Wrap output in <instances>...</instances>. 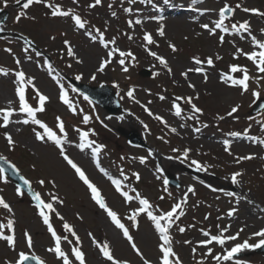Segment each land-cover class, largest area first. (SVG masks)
Segmentation results:
<instances>
[{
    "label": "snow or ice",
    "instance_id": "1",
    "mask_svg": "<svg viewBox=\"0 0 264 264\" xmlns=\"http://www.w3.org/2000/svg\"><path fill=\"white\" fill-rule=\"evenodd\" d=\"M4 6L7 7L8 0H3ZM15 4L21 7V11L17 14L15 17L16 21L18 22L21 18L27 17V9L30 8L33 4H43L47 9H49V13L51 17H64V18H70L74 26L78 30H85V35L93 42H99L103 47L106 49H109L108 51V57L109 59H105L101 62L99 66V71L103 72L106 65L111 63V57H113L115 54H119V64L122 66V70L127 72L128 67L126 65V60L131 59L132 61L135 60V57L131 51H122L118 47H115L116 45V38L113 37L111 39H106L105 37V31H101L99 28H96L95 26H91V29L89 30V22L82 18V16L76 12L75 10L69 8L64 9L60 4L54 3V0H24L22 3V0H14ZM79 0H73L74 4H78ZM102 0H93L92 3L88 5L89 8H94L97 5H100ZM130 3H135V0H129ZM142 2L145 3H151L152 0H142ZM193 5H196L197 3L202 2V0H191ZM164 3H169V0H164ZM111 7V5H110ZM237 9H240L244 11L245 13H253L255 15H258L260 17H264V12L260 11L256 8H246L242 7L241 4L237 3L234 7L229 5L227 2L224 3V6L218 10V19L212 21V26H210L209 23H203L201 24V27L209 32L210 35H215L217 30H220L222 33L219 37L220 42L223 43L225 36L224 34H237L240 36L241 39L245 38V34L250 39V43L252 46L251 51H244L242 48L236 47V52L233 54L234 59H238L241 55L246 57L248 61H250L253 66L256 68L257 75L253 77L250 74V70L247 66L239 65V64H232L229 65V71L220 73V80L222 83L227 85L228 87L233 88H239L241 95H243L245 92L249 91L250 88V82H255L258 86L262 80H264V41L257 38L256 35L252 33L251 24L250 21L244 20L242 22L237 21L234 23L226 24V21H229L235 11ZM200 15H203L204 13L211 11L210 9H195ZM127 12H131L132 9L128 8L125 9ZM113 16L116 15L115 12L112 13ZM151 19H158L163 20L162 16L159 17H151ZM143 21L140 19L135 20L134 22L132 20L128 21L129 27H133L134 24L139 25L142 24ZM165 26L163 23L160 24V27L157 29V33L159 36L163 37L165 36ZM4 29L0 27V32H3ZM261 34H264V29L260 30ZM125 35H128V39L131 40L133 37L130 34L125 33ZM23 38V37H21ZM25 41V44L27 47L24 48V51L27 53L29 49L32 48L33 42L27 38H23ZM54 39V37H53ZM143 40L145 42V48L149 51V54L154 57L161 66H163L169 74L172 73V69L169 67L167 60L163 56H159L156 52L151 51L148 49V45L155 44V40L153 39V36L151 33L145 31ZM65 45H67V54L69 56H75V52L70 44L69 41H64ZM233 44L235 46V42L233 41ZM112 45L111 48L109 46ZM169 46L172 48L173 51H176V47L174 44H169ZM7 51L11 52V49H7ZM37 56L42 55L39 52H36ZM216 59H221V57L217 56ZM80 62V61H78ZM193 62L197 67L190 68L181 73L182 76L187 79L189 72H196V73H204V79L205 82H207V73L205 72L204 68L200 65L207 63L209 66L214 65V61L212 57H208L205 60H201L199 57H193ZM45 63H47V60H45ZM16 64H20V60H16ZM70 67V65H69ZM49 72L51 73L52 67L49 64L48 65ZM9 69H6L4 67H0V75L7 76L9 74ZM159 73H154V75H158ZM15 94L18 98V108L12 107V101L8 102V107L0 108V128H8L10 124L17 123V124H24V125H34L36 127L33 128V132L35 134V138L38 141L41 142H53L56 146L59 148V152L61 157L66 161V163L74 170L77 177L87 186V188L90 190L92 199L95 201V203L103 209L108 217L110 218L111 222L115 225L116 228L120 229L122 231V234L127 240L130 242V246L132 249L136 252L138 256H140L141 260L143 261V264H152L151 261H149L147 258H145L143 252L141 249L137 246V244L134 242L133 236L130 234V228L127 227L123 222L121 217L118 215L116 211H114L111 207H109L108 203L106 202L105 197L102 195L101 190L97 187L95 183L92 182V180L88 177L85 170L79 166L66 152L65 150V143L67 142V132H66V125L65 121L57 116L56 117V128L58 129L59 133L57 131H54L52 127H50L46 122L42 121L38 118L37 114L42 113L45 111V104L49 100V97L42 94L38 88H36L34 83V77L26 76V73L21 68L20 70L15 71ZM95 79V76L92 77ZM56 80V83L58 84L60 88V100L67 105V107L73 112V114L77 113V107L74 104V102L69 98L68 91L65 89L64 84L61 83L60 78L54 77ZM77 80L81 79V76L76 77ZM29 86H31L32 91L34 92V96L32 97L33 100L36 101L37 106H33L32 103L29 102V97L27 96V91L29 89ZM189 87L195 89V85L191 84L189 82ZM73 91H76V89H73ZM134 91L135 89H130L127 92V96L129 98L134 99ZM253 96L256 99L260 98V93L258 91L253 90ZM161 100L165 99V96L161 95L159 97ZM85 100H88L89 98L87 96L84 97ZM194 99H199V94H197L196 97H176L173 100V109L174 114L177 117H181L184 109L182 108L180 103H177V101H184L186 104L190 105V114L187 115V119H194L198 120L199 117L197 114H202L203 110L198 107L195 103H193ZM239 105H235L231 108L229 112H227L228 117H233L235 113L239 110ZM82 111V110H81ZM145 111L148 112L149 115H154L146 106ZM23 115V119L13 120L12 117L14 115ZM224 116H218L217 119L223 120ZM91 117L87 114L83 115L82 123L87 125L90 121ZM155 119L160 120L162 123H164L167 126V121L163 119V117L159 115H155ZM238 119V117H237ZM183 126V125H182ZM145 128H147V125H145ZM39 129V130H38ZM172 132H176L175 128L170 129ZM197 132L200 131L199 128L195 129ZM76 131L79 134V144L77 147L80 150H84L86 148L91 149L93 156H97L101 150L105 147L103 144H97L96 141L90 139V134L94 135L95 132L93 129L83 130L80 128H76ZM245 135L247 134V130H245ZM5 138L7 140V143L10 147H14L16 141L13 139V136L5 132L4 133ZM231 136H240L241 133L233 132L230 133ZM253 140V142H259L260 144L264 145V139H259L257 137H249ZM225 145V150L229 151L230 153V146L231 141L230 140H224L223 141ZM173 151H177V149H173ZM190 152V149L184 150V157L187 158L188 153ZM149 154L151 155V150L149 151ZM254 155L249 154L246 156H240L236 158V162L239 163L243 160H250L253 159ZM145 157H140V162H145ZM0 160L6 161V158L3 156H0ZM99 163V161H97ZM191 165H195L197 170H202L203 165H201L198 161L192 160ZM13 173H18V169L15 165H10ZM7 169L4 167V164H0V181L7 183L8 177L5 175ZM100 171L103 172L106 176H108V173L105 169L100 168ZM120 175L123 177L124 180H127L128 177L124 174L123 168L120 170ZM135 178L137 180L140 179V176L138 173H134ZM242 176V172H234L231 176V181L233 184L239 183L238 177ZM109 180L114 185L116 191L120 193V195L124 198V200L127 203H131L132 201H138L139 206L137 208H134L131 210L130 214L126 217L128 221L131 222L132 227H138V218L143 214L146 215L149 221L152 223L154 227V231L158 234V239L160 243L158 244V249L161 253V256L159 257V264H182V261L180 260L179 255L174 251L173 247V236L171 234V230L173 227H177L178 231L180 233L185 232V228L178 225V221L180 218L185 215L184 211V205L187 203V193H194L195 189L191 186L188 187L187 193H185L184 197L178 201L177 203L173 204L170 208V210H163L159 207V205H153L148 198L143 197L139 192H137L135 189H130L132 192L135 193V195H130L129 191L124 190L125 187H128L127 185L123 184L121 179H114L111 176H108ZM21 180L24 181V184L28 186V190L31 193V198L35 202L36 208L39 210L38 214L41 216L43 223L48 227V231L50 232L54 244L52 247H49L47 249L48 252L53 253L57 259L62 261V264H74L75 262H78V264H86L85 259V253L81 250L80 239L79 236L76 234L74 228L72 225L67 223L66 221L63 223V230L67 233H69L72 237H75V245L71 248V255L74 257V261L70 259L69 254L66 253L62 248V242L67 241L69 244H73V241L68 239L67 235H59L56 231V229L53 227L51 216L54 214L56 217H58L60 220H63V216L60 215V213L57 211L55 204L60 203L62 204L63 201L60 200V198L55 194H49V200L45 201L42 198V195L40 192H36L32 190L30 182L24 177H20ZM39 183L43 185L45 183L44 180H40ZM54 183V182H53ZM165 184H167V180H165ZM166 190V189H165ZM214 191L216 189H213ZM18 195H23L22 189L20 186H17L16 188ZM228 196H237V193L235 192H228L226 193ZM160 199H164V197H160ZM244 199H247V197H244ZM0 207H2L4 210H6L11 218L7 219L6 223L0 222V240H3L9 245L12 249H15L17 246V239L15 234V219H14V210L11 207L10 203H8L2 195H0ZM236 212V209L233 208L228 212L229 216H232ZM207 219V217H205ZM219 227V226H218ZM230 228L229 226L224 227L223 229L219 230L218 234H211L209 231H205L201 229L202 234L206 237V239L201 240L198 242V246L206 247L207 253L205 256H211L213 260H216L219 264L220 260L223 261H229L232 260L235 256H237L239 253L243 252L244 250L248 249H255L264 247V228L260 229L257 232L252 233V235L245 239L241 243H235L230 249H225L224 253L221 254H215L213 255V248L209 247V245H212L213 243L220 245L222 248L228 243L232 241H236L239 239L240 233L244 230L241 228L238 230L235 234L232 235H226ZM5 229L8 230V234H5ZM91 236L92 234L89 233ZM253 237L259 238L255 244L249 243V240ZM24 238L27 244V247L29 249L33 248V238L31 234L27 230L24 231ZM93 243L96 245V247L99 249L100 253L109 261L111 264H130L127 260H118L116 259L113 254L112 250L110 248V245L108 242H101L98 241L95 237H93ZM185 244H190L191 241H184ZM197 251L196 248L192 249L193 254H195ZM30 261H34L35 264H47V261L42 259L41 257L35 255L34 253L28 254L24 251H20L18 253V259L15 261V264H29ZM8 264H12L11 261L8 262ZM197 264H204L203 258L197 262ZM236 264H246V262L243 261H236Z\"/></svg>",
    "mask_w": 264,
    "mask_h": 264
},
{
    "label": "rangeland",
    "instance_id": "2",
    "mask_svg": "<svg viewBox=\"0 0 264 264\" xmlns=\"http://www.w3.org/2000/svg\"><path fill=\"white\" fill-rule=\"evenodd\" d=\"M162 2V0H159ZM174 3L183 5L186 4L189 0H172ZM93 2V0H84L83 2L79 0L78 4H74L73 0H71L70 6L73 8L79 9L82 13L86 15V17L92 21L95 25H100L102 27H110L111 29L118 28L120 32H122V21L125 18L123 15V10L119 7L120 3L119 0L114 2L112 4H109L107 0H102L100 5H97L94 8H89L88 5ZM227 2L228 4L236 5L237 3L241 4L242 7L246 8H256L260 11L264 12V0H216L214 2L208 3L209 5L213 6H220ZM119 4V5H118ZM111 5V7H110ZM124 7L131 6L129 2H125L123 4ZM98 9H101L102 12H98ZM142 10H145L146 14H143L142 24L137 25L138 28L137 33L134 34L136 39H134L133 44L135 46H138V54H142L141 50H146L145 48V42L143 40V36L145 31H150L153 39H160L161 36L158 35L157 29L160 27L159 22H153L146 20V17L149 15V11L147 8H142ZM21 11L20 9L12 8V13L10 16V20L8 24H0V27L4 29L3 32H0V43L4 44L7 40L12 41L10 45H15L17 49H11L12 51H6V59L10 60L11 62L15 63L17 59L22 61L29 53L25 52L24 49L20 46L23 44V41L21 38H14L13 28L20 23V29L36 38V40L39 42L42 46L49 47V50H52V53H59L60 47H62V42L64 40L63 37H60V34H58L59 28H65L67 30L68 25L72 24V21L70 18H66L65 21H59V20H51L48 19L46 16L42 17V11H39L37 14V17H39V20L37 23L33 22L32 20L25 21L26 24L29 25V28L23 27V20L29 18L33 15V10L27 9V17L21 18L18 22L16 21L15 17L17 14ZM115 12L116 15L113 16L112 13ZM182 15L176 16L170 23L165 25V38L163 41V44L160 49H157L156 51H159L157 54L159 56H163L167 62L169 67H175V72L177 75H179V72H184V69L187 68L189 65V61L187 59H190L193 61V58L189 55L194 54H201L206 53L209 54L213 60L214 64H216L217 67L214 68L216 71H223L228 72L229 71V65H232V61H234L233 54L236 52V47L242 48L244 51L248 52L252 50V47H248L247 43L251 45L250 39L245 36L244 39H241L240 36H234L233 38L224 39V41H230V42H224L222 44L220 43V39L213 35H209L206 37V34H201V37L199 38V34L203 31L201 24L203 23H211L216 18H214L211 14L205 15V16H198L197 14L190 13L188 11H182ZM29 16V17H28ZM236 20H254V27L251 26L252 33L257 36L259 39L261 37L257 34L260 32V29L264 27V17H260L258 15H255L253 13H245L244 11L237 9L236 14ZM212 25V23H211ZM42 26V28L40 27ZM203 35V36H202ZM53 37H57L56 39ZM199 38V40H198ZM69 39V38H67ZM233 41L235 42V46L233 44ZM174 44L176 47V51H173L172 48L169 46V44ZM202 43L205 45L203 48H208L209 50H203L202 49ZM120 45H125L123 41H121ZM149 47V46H147ZM163 48V49H162ZM2 52H0V61L1 60ZM35 55V54H34ZM219 56L221 59H216V57ZM194 57H200L201 56H194ZM111 57L110 59H112ZM239 58H242L241 56ZM73 59V66L72 69L75 72H79V76H81V80L88 82L90 84H99L107 82L109 77H111L110 71L113 75V77L117 79H123L125 80L127 76L132 74L135 71V65L133 62L130 63V67L127 71L122 70V67H119L115 61L111 63V65H106L103 72L99 71V66L102 61L105 59H109L108 57V50L102 46L98 42L93 41H87V44L84 43L82 46L78 48L76 51L75 56ZM217 60L226 65V67H220L217 64ZM80 61V62H78ZM143 64H147L151 66L154 70H161L164 74H169L167 70L159 64V62L152 57L150 54L146 55V60L142 61ZM194 63V62H193ZM251 63V62H250ZM203 65V64H202ZM200 65V66H202ZM254 70L256 68L251 63ZM194 67H197V65L194 64ZM203 67V66H202ZM25 68L27 71L26 73H32L34 66L30 63L25 64ZM179 69V70H178ZM209 70H211L210 67H208ZM213 69V68H212ZM183 70V71H180ZM40 72V77L42 80H39L38 83L45 88L47 91L50 92L53 96L56 95L52 91V87L50 84L45 80L46 77L48 78V73L46 70H42ZM39 75V74H38ZM95 76V79L92 77ZM159 77V80L155 78V82L162 81L164 78V75H157ZM198 77V81H205L204 75H196ZM45 78V79H44ZM218 81L220 80V75L217 76ZM147 82H150L148 80H144ZM46 85H45V84ZM142 83V82H141ZM8 84L7 81L0 83V88L4 89L0 92H3L6 90V85ZM210 90L213 91V96H210L209 94L205 93V100L206 103L210 107H215L216 110H218L219 114L218 116H222L221 113L226 112L231 105L236 104L237 102L241 101L240 95L238 93L240 92L239 88H233L228 87L222 82H216L212 81L210 85H208ZM207 87V85H206ZM1 90V89H0ZM8 92L11 96V98L14 97V94L10 90V87L5 91ZM126 96V99L124 100V108L127 110L128 116H114V117H107L106 120L110 121L114 120L113 124L114 126H117L119 124L115 120H122V125L124 126H134L137 127L138 131L141 132H148L150 130L152 134H156L160 132V128L165 126L164 123H161L158 125H161L160 128L155 127L154 124H149L150 121L147 118H142L140 115L136 116V112L134 111L132 103L130 102L127 91L124 93ZM10 96L7 94V100H9ZM155 97H151L152 102L155 103L156 107L162 108L163 103L162 102H156L154 100ZM1 104H4L0 100ZM79 105L84 108H89L92 112L94 110V105L88 101L85 100L84 97H81V100H79ZM52 115L54 114V111H57V104L55 103L53 106H49ZM169 108V107H168ZM71 112V111H70ZM207 112V111H206ZM19 117V116H18ZM206 117H209L206 114ZM225 117V116H224ZM17 118L18 119H23ZM222 121L228 122V118H224ZM112 124V123H111ZM145 125H147V128H145ZM24 124L20 123V125H14V130L12 133H10L13 136V139L17 142H19V145H15L14 147L6 146L7 140L4 141L1 134H0V152L8 155L9 157L13 158L28 174V176L34 180L37 187L40 189L41 194L46 196H49V194H55L57 195L60 200L63 198V194L71 196L72 200H68L67 203H65L63 200V203H57L56 206L58 207V212L61 216H63V220H60L61 227L63 226V223L66 221L70 225L73 226L76 234L79 236L80 244L79 246L86 252L91 260L92 264H98L96 257V245L93 243V237H95L98 241H103L104 238L110 239V231L107 233V230H105L104 226L102 225L101 218L99 216V213L97 212L96 208L88 202L87 195L82 188V190L79 188L77 181L74 178V175L69 172L64 166V163L61 159H59L55 154H51L53 157V162L48 161V157L46 152L49 151L47 147L44 146H37L36 142H29L26 139L29 138L26 137V130L24 129ZM5 132L9 133V129L6 128ZM115 136H117V132H113ZM111 135L107 143L111 145L114 142L115 136ZM151 139H154L153 136H150ZM178 143H185L187 142H193L195 144V141L192 139V132L190 129H187L183 136L178 137ZM166 140V138H165ZM52 151V150H51ZM53 152V151H52ZM42 154V157L44 159V163L40 162V155ZM57 166H60L65 172H60L57 169ZM93 173V172H92ZM67 174V175H65ZM54 178V179H52ZM70 180H69V179ZM95 179L99 181L100 184L103 186L106 185V179L104 177H101L98 174H95ZM40 180H44L45 183L41 185L39 183ZM54 182V183H53ZM34 183V184H35ZM59 186V189L61 193H56V187ZM4 191V197H9L12 202H14V208L16 209L17 213L14 211V219L16 221L15 223V230L17 235V246L15 249H12L11 247H8L7 250L1 251L2 256L6 255L9 256L10 261H15L18 258V253L20 251H31V253L37 254L39 256H42L46 260H48L51 264H62V261L59 259H56L52 253L48 252L47 249L49 247H52V240L49 239L44 234V226L40 220V218L35 213V210L26 202H22L21 200H18L21 195L17 194L16 188H10L7 184L0 181V192ZM2 194V192L0 193ZM67 194V195H66ZM257 198H259L258 195H256ZM88 205V206H87ZM116 205L119 208L125 209V205L116 202ZM89 207V209H88ZM127 210V209H126ZM125 210V211H126ZM131 211L128 213L130 214ZM4 216H6V213H3ZM128 214V215H129ZM54 218H58L54 215ZM59 219V218H58ZM3 221V217H0V222ZM27 230L29 234H31L33 238V248L29 249L27 247V244L24 239V231ZM63 231V229H62ZM89 233L92 235L90 236ZM147 237L144 240V237L141 238V246L145 249V251L150 254V256L154 253L153 244L155 236L150 231L149 228H146ZM64 235L68 236V239L73 241V244H69L67 241H64V246L66 248V251L70 255V259L74 261L71 255V248L75 245V237H72L69 233L65 232ZM116 241L119 243H122L123 247V256L135 255V253L127 248V243L125 240L120 239V237H117ZM114 242V241H113ZM4 254V255H3ZM0 264H3L0 259ZM74 264H78V262L74 261ZM103 264V263H102Z\"/></svg>",
    "mask_w": 264,
    "mask_h": 264
}]
</instances>
